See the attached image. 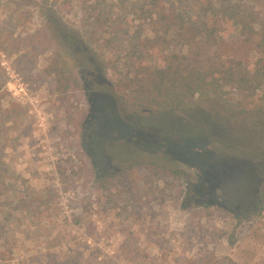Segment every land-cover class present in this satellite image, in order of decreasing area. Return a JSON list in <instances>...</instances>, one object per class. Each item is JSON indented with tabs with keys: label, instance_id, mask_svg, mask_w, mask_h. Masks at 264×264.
Segmentation results:
<instances>
[{
	"label": "rangeland",
	"instance_id": "obj_1",
	"mask_svg": "<svg viewBox=\"0 0 264 264\" xmlns=\"http://www.w3.org/2000/svg\"><path fill=\"white\" fill-rule=\"evenodd\" d=\"M231 8L264 22V0H0V264H264V80L237 81L264 53ZM143 61L216 82L145 109Z\"/></svg>",
	"mask_w": 264,
	"mask_h": 264
},
{
	"label": "trees",
	"instance_id": "obj_2",
	"mask_svg": "<svg viewBox=\"0 0 264 264\" xmlns=\"http://www.w3.org/2000/svg\"><path fill=\"white\" fill-rule=\"evenodd\" d=\"M226 14L240 25L241 32L247 36L245 40L249 41L252 39L251 41L255 44L256 51L264 53V22L260 24L258 30H255L250 25L251 16L248 11L242 9L237 11L231 8V12H226ZM261 62L262 60L257 61L255 72L252 74L241 67L239 77H237L238 83L246 86L249 82L252 85V82L255 81L259 85L264 80V64H260ZM232 73L231 75L234 76V73ZM207 78V73L200 67L192 66L187 68L182 66L181 62L166 64V66H155L150 61H143L135 65L134 75L129 80V83L132 85L130 91L137 105L149 110L156 108L161 112H176L182 109L185 111L193 109V106L187 107L186 103L194 101L197 94L201 97L204 96L209 91L210 85L213 86L216 82V78H213L211 82ZM60 82L67 90L69 80L64 74L61 75ZM90 96L91 113L98 110V102L102 99L107 104L110 100L111 102L113 101L109 98L110 94L103 96L102 99L100 98L102 95L92 94ZM188 131L189 133L194 132L193 129ZM160 145L161 141L151 140L139 147V150H145L148 146ZM173 159L180 161L183 158L176 152L173 155ZM207 166L208 162H204L202 169L205 170Z\"/></svg>",
	"mask_w": 264,
	"mask_h": 264
}]
</instances>
